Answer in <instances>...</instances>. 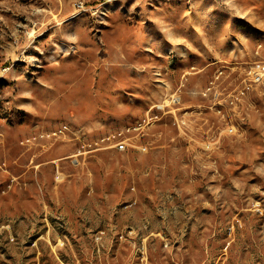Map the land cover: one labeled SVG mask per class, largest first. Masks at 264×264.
Returning a JSON list of instances; mask_svg holds the SVG:
<instances>
[{
    "label": "rangeland",
    "instance_id": "1",
    "mask_svg": "<svg viewBox=\"0 0 264 264\" xmlns=\"http://www.w3.org/2000/svg\"><path fill=\"white\" fill-rule=\"evenodd\" d=\"M0 264H264V0H0Z\"/></svg>",
    "mask_w": 264,
    "mask_h": 264
},
{
    "label": "built area",
    "instance_id": "2",
    "mask_svg": "<svg viewBox=\"0 0 264 264\" xmlns=\"http://www.w3.org/2000/svg\"><path fill=\"white\" fill-rule=\"evenodd\" d=\"M258 80H259V77L257 78ZM119 149H124L125 148V144L124 143H118L117 145H116Z\"/></svg>",
    "mask_w": 264,
    "mask_h": 264
}]
</instances>
